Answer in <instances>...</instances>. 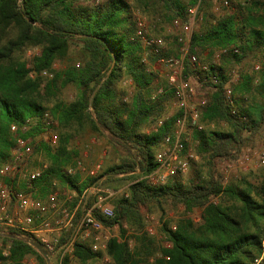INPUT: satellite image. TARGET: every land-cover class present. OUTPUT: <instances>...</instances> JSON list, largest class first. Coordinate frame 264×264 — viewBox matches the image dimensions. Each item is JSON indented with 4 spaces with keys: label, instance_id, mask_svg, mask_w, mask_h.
Wrapping results in <instances>:
<instances>
[{
    "label": "trees",
    "instance_id": "obj_1",
    "mask_svg": "<svg viewBox=\"0 0 264 264\" xmlns=\"http://www.w3.org/2000/svg\"><path fill=\"white\" fill-rule=\"evenodd\" d=\"M132 1L156 3L165 21L178 19L190 34L189 54L200 64L185 59L183 75L196 88L209 91L200 112L203 127L190 134L197 153L209 162L237 154L264 128V0H228L218 15L211 8L222 0H200L195 30H191L187 10L197 0ZM135 27L128 0H0V165L10 159L15 144L12 124L18 126L17 133L34 138L49 126V119L54 120L57 141L39 142L48 166L34 186L46 193L56 180L80 192L98 178L78 185L77 174H66L75 155L67 147L68 129L87 126L127 152V159L108 165L100 174L123 173L131 179L126 195L110 200L114 218L99 216L106 225L128 222L141 227L144 209L151 203L161 209L171 201L186 211L198 207L201 212L197 223L186 218L174 230L168 222L161 224L169 247L155 248L153 238L144 233L134 236L132 246L112 237L105 253L76 242L73 255L78 264H105L104 254L110 259L108 264H253L264 249V169L257 183L243 176L239 182L222 185L213 173L198 181L190 177L187 183L178 175L157 185L145 178L157 167L155 153L162 148L164 136L172 132L177 112L166 116L172 107V88L146 63V57L156 61L158 56L152 52L145 56ZM173 40L177 47L176 37ZM73 45L80 49L81 63L55 70L54 63L65 61ZM28 48L39 52L27 64L21 54ZM160 56H172V52L163 51ZM252 56L259 57V70L241 69L234 81L230 69ZM58 83L73 85L76 97L69 102L60 99ZM227 88L232 105L226 99ZM27 119L31 124L21 131ZM159 120L162 123L157 126ZM212 121L223 122L229 129L207 130L204 124ZM130 148L136 149L137 158L129 153ZM213 197L219 200L213 202ZM7 234L2 237L9 243V253L3 257L0 250V259L24 264L32 256L36 264H47L46 252L30 234L15 230ZM156 252L159 257L149 262ZM69 262L67 255L60 264Z\"/></svg>",
    "mask_w": 264,
    "mask_h": 264
},
{
    "label": "built area",
    "instance_id": "obj_2",
    "mask_svg": "<svg viewBox=\"0 0 264 264\" xmlns=\"http://www.w3.org/2000/svg\"><path fill=\"white\" fill-rule=\"evenodd\" d=\"M99 0H96L98 2ZM200 0L189 7L187 12L190 16L191 27L198 19V7ZM220 6H228V0H222ZM215 10L219 6H215ZM135 36L142 41L146 48L145 56L148 52L156 54V62L164 69L167 85L172 88V104L177 112L173 123L172 132L163 138L162 148L155 153L157 167L147 174L145 178L149 183L157 185L165 183L169 178L182 175L188 170L192 160L196 159L195 153L190 148V134L193 130L202 129L200 122V112L206 104V98L195 95L191 82L183 75L184 61L188 59L191 63L200 64L195 55L189 54V35L185 40V32L178 19L173 20L172 28L179 29L176 40L181 45L178 56H160L165 49V42L162 37L153 36L149 31L147 19L142 14L135 15ZM203 70L205 65L200 66ZM259 66L255 65V69ZM231 70L230 75H233ZM213 82H216L215 77ZM159 89L157 93H161ZM227 102L233 104L231 89L225 90ZM27 119L21 131H26L31 124ZM162 120L157 122V126ZM11 131L15 133V144L11 150L10 159L0 165V232L8 233L11 230L30 234V237L38 241L41 247L48 254V259H56L61 263L65 253L72 250L76 242H82L90 236L93 241L91 249L93 251H103L109 239L107 231L112 225H106L99 216L106 219H113L115 214L110 200L119 191L102 189L98 184V175L101 171V163L91 166L85 165L81 160H76L65 168L68 175L78 174L81 178L97 179L88 182L80 192H72L59 200V193L51 191L44 198H37L32 195L35 189L34 182L38 180L48 163L40 162L36 167L28 170L25 168L34 154V144L31 137H24L17 133L18 126L12 124ZM47 141L55 144L56 134L50 132ZM255 160L257 165L264 166V139L252 150V153L244 154L239 161V165L247 164ZM25 168V169H24ZM25 182L24 188L17 190L10 189L1 180L5 178H20ZM54 184V183H53ZM76 197L74 205L69 208L64 205L66 201H71ZM46 214H52L56 218L53 220ZM175 229V226H172ZM8 250H2V256H8ZM49 261V260H48ZM258 261V260H256ZM1 264V259H0Z\"/></svg>",
    "mask_w": 264,
    "mask_h": 264
},
{
    "label": "rangeland",
    "instance_id": "obj_3",
    "mask_svg": "<svg viewBox=\"0 0 264 264\" xmlns=\"http://www.w3.org/2000/svg\"><path fill=\"white\" fill-rule=\"evenodd\" d=\"M128 1L132 5L133 16H135L136 14L144 15L147 19L150 33L153 35H159L163 37V40L165 42L164 51L172 52V56L173 55L175 56V53L177 52V56H178L181 45L176 41L177 47H175L176 45L173 39L177 36L179 29L172 28V23L165 21L164 17L161 16L160 14L157 4L156 3L137 4V3H133L132 0H128ZM215 6H219V9L215 10L214 9ZM211 11L213 14L218 15L219 12L222 11L220 4L218 3L212 6ZM199 21L200 20H195L191 30H195L196 28H198ZM187 38H188V34H185V40H187ZM38 52H39L38 48H28L25 50L23 54H21L22 55L21 58L26 60L28 64L31 60V57L34 54H37ZM145 61L151 69L157 72L159 78L162 81L166 82L163 67L160 64H158L156 61L152 59L150 60L149 57H146ZM248 62L249 65L247 64ZM71 63L72 64L81 63L80 49L77 45H73L71 47L69 57L65 61H56L54 63V69L63 70L66 68L68 64ZM255 65H258L260 68L262 63L259 60V57L255 58L254 56H252L248 59V61H246V63L245 62L242 63V66L231 68L230 70H234V73L230 77L234 81H236L238 79V74L241 69L246 68L248 69L249 72L256 71V69H254ZM48 77L50 78L52 77V75L49 74ZM124 85H127V83H125ZM191 85L195 90L196 96L198 97L202 96L204 98H207L209 91L202 89L200 90L196 88L194 82H192ZM57 86L59 88L58 97L62 99L64 102H69L76 97L77 89L73 85L69 84L63 86L60 83H58ZM173 110H175V108L173 107L172 104V107L167 112L166 116H169V114L173 112ZM48 121H49L48 122L49 126H47L45 130H43L42 132L35 135L34 138L32 137V143L34 144V154L25 166V168L28 170L36 167L40 162L48 163L45 156V152L43 151V148H40L39 142L42 141L43 139H46L50 132L54 133L53 130H55L54 129L55 126L56 125L58 126L56 121L51 119H49ZM53 126L54 128L52 129ZM204 126L207 130L229 129V127L225 123L220 121L206 122ZM68 133L71 134V136L67 147L68 149H71L72 151L75 152V155H73L70 164H72L76 160H81L87 166H91L96 163H101V171L98 175L99 186L102 189L118 190L119 193L117 194V196H120L122 194L126 195L127 188L131 183L130 178H128L123 173L109 174V175H100V174H102L103 170L106 169L108 165L113 163H119L123 159H127V152L124 149L122 150L121 148L119 149L115 148V144L112 143L109 139H107L106 137L100 134L92 133L87 126H85L84 128L73 127L71 129H68ZM263 139H264V128L260 129L257 133H255L252 136V139L248 141L249 143L246 144L244 147H242L237 154L226 158H216L214 160L210 159V162L208 161L207 158H204L199 153H197L196 143L191 140L190 148L195 153L196 159L191 161L190 166L186 171V173L182 175H178V178L183 183H187L190 177L198 181L199 178L201 177L207 178L209 174L213 173L220 180L222 185H226L229 182H239V180L243 176L247 180L257 183L259 177H261L262 175L261 171H263L264 166L257 165L254 159L248 162L247 164H242V166L239 165V161L241 160L244 154L247 153L251 154L252 150H254V148L257 147L258 144ZM129 153L134 158H137L136 149L130 148ZM80 178L81 177L78 175V180H77L78 181L77 183H79L78 185H81L85 180H87V178H84L81 181ZM1 182L3 184H6L12 190H17L19 188L25 187L24 184L25 182L23 181L22 176L20 178L18 177L14 178L12 181L5 179V180H1ZM53 183H54L53 188H51L46 193L43 191L40 192L41 191L40 188L36 186L35 189L32 191V195L34 197L44 199L49 194V192L57 191L59 193V200L62 201L64 197L67 196L68 194H71L72 192L78 193L77 190L71 188L69 185L61 184L56 180ZM75 200L76 197H72V200L66 201L64 205L71 208L74 205ZM211 200L213 202H217L219 198L213 197ZM200 212L201 209L198 207L193 208L191 211H186L183 205L173 204L171 201L164 202L162 204L161 209L155 203H151L148 205V207L144 209V215H143L144 219H143V225L141 227H138L137 225L128 222H123L122 225L119 223H114V225L110 227L109 230L103 231L102 234L104 233L108 234L109 239H111L112 237H117L121 240H126L128 241L129 246H132L134 243L133 242L134 236L140 233H144L147 236L153 238L156 244L155 248H158V246L169 247V243L167 242L165 235L161 232L160 229L161 224L163 222H168L170 228H172V226H175L176 229L177 223L180 220L186 218H190L194 223H197L199 221ZM46 216H49L53 220L56 218L55 216H52V214H46ZM92 241L93 239L90 236L88 239L84 240L83 242L87 243L90 246V244H92ZM262 244L264 246V236H263ZM106 247H107V243H106ZM106 247L103 251H101L102 253L106 252ZM73 248L71 251L65 253L63 257L68 255L70 259L69 264H78L77 259L73 255V250H74ZM3 249L8 250L9 243L7 241H4L3 237L0 235V250ZM156 250L158 251V249ZM154 257H159V253L156 252L154 255H152L149 258V262H153ZM5 259H1V264H8V261H6ZM46 259L50 261V264H55V263L57 264L56 259H53L52 261L51 259H48L47 253H46ZM263 260H264V249L262 255L256 258L253 264H263L262 263ZM102 261L105 264H108L110 262V259L107 255L104 254V256L102 257ZM92 262L93 261H89L88 263H92ZM24 264H36L35 259L32 256H29L28 258L25 259Z\"/></svg>",
    "mask_w": 264,
    "mask_h": 264
},
{
    "label": "water",
    "instance_id": "obj_4",
    "mask_svg": "<svg viewBox=\"0 0 264 264\" xmlns=\"http://www.w3.org/2000/svg\"><path fill=\"white\" fill-rule=\"evenodd\" d=\"M0 235L1 236H9L7 233H1L0 232ZM16 238H21V239H23V237L22 236H20V235H14ZM47 264H50V261H47Z\"/></svg>",
    "mask_w": 264,
    "mask_h": 264
}]
</instances>
